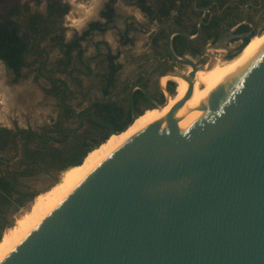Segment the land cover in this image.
Listing matches in <instances>:
<instances>
[{"label":"water","instance_id":"water-1","mask_svg":"<svg viewBox=\"0 0 264 264\" xmlns=\"http://www.w3.org/2000/svg\"><path fill=\"white\" fill-rule=\"evenodd\" d=\"M174 35V61L192 71L161 83L188 82L184 110L118 150L2 264H264V45L187 106L206 66L178 57ZM137 118L115 131L94 117L111 129L109 138Z\"/></svg>","mask_w":264,"mask_h":264},{"label":"flooded vegetation","instance_id":"flooded-vegetation-1","mask_svg":"<svg viewBox=\"0 0 264 264\" xmlns=\"http://www.w3.org/2000/svg\"><path fill=\"white\" fill-rule=\"evenodd\" d=\"M76 3L79 5H74ZM89 3L84 0H0V27L13 22L10 29L18 28L19 37L30 38L26 41L29 52L34 50L40 37L55 36L53 40L60 43L62 56L58 73L75 74L71 78L72 84L56 74L50 77L43 75L41 71L46 69L47 61L39 66L36 73L39 79L48 82L46 94L54 96L53 113L59 110L60 117L73 118L81 129L88 126L94 132L92 146L95 149L88 157L96 154L101 147L106 149L116 138L114 135L109 138L111 129L97 120L110 125L115 131H121L134 115L138 116L137 121L153 117L157 114L154 108L164 105L169 97L175 102L183 93L182 85L174 77L166 78L164 85L161 83L162 78L171 72L190 73L189 67L174 61L168 46L171 35L181 32L194 39L174 35L173 50L178 57L188 58L200 68L208 66L215 58L216 64L220 58H234L235 53L249 42L245 49L250 48L260 38L257 31L264 20V0H104L97 16L85 24L82 33L77 31L76 35L62 37L61 30L74 29L73 20L69 17L70 24L67 17L74 15L79 19L84 10L82 7H88L85 5ZM112 30L115 31L110 36L115 43L107 39ZM90 48L94 50L91 52ZM45 52L46 60H49L51 54L46 50L35 53L42 55ZM0 62L14 73L4 61ZM26 67L27 63L22 71ZM22 71L19 76L14 74L21 77ZM118 86H123L124 96L108 100ZM136 86L133 112L129 94ZM141 88L149 92L152 102ZM98 91L100 96L96 97ZM175 92H178L177 97ZM75 97L80 98L81 103L73 106L69 99ZM97 98L103 99L98 101ZM77 109H80L79 113ZM49 114L51 116L52 113ZM58 123L61 121L55 120V124ZM34 134L28 129H17L14 133L0 130V152L10 149L23 155L26 150H37L30 148L29 144L19 145L16 141V136L24 140V135ZM66 134L71 135V130ZM35 137V141L44 138L56 143L52 134ZM69 140L66 138L62 144L66 145ZM86 148L89 150L90 146ZM86 148L81 149L82 156ZM71 165L74 163L67 164ZM82 165L75 166L72 171Z\"/></svg>","mask_w":264,"mask_h":264},{"label":"rangeland","instance_id":"rangeland-1","mask_svg":"<svg viewBox=\"0 0 264 264\" xmlns=\"http://www.w3.org/2000/svg\"><path fill=\"white\" fill-rule=\"evenodd\" d=\"M71 1L74 2V0ZM84 1H89L92 3L94 0ZM91 3L83 5L90 6ZM74 5H79V3ZM69 17L76 18L78 16L70 15L67 17V22L71 24ZM72 28L77 30H61V36L68 38V36H71L72 34L76 35L77 31L80 33L83 32L81 29L79 30L75 27ZM114 31L115 30H112V32L110 31L107 36V39L111 43H115V41H113L114 38L112 40L110 36L113 35ZM257 32L259 33L258 35H260L259 39L264 37V20L260 22L259 30ZM59 37L60 36H58V40ZM54 38L55 36L40 37L34 46V50H31L26 56L27 67L22 71L21 77L16 76L12 71L8 70V68L3 63L0 62V83L5 89H10L12 91H22L23 88H25V90H29L33 95L37 96V99L40 98L39 100L36 99L38 101L35 105L36 107L28 106L25 108L26 110L23 111L22 109L17 108L18 106L14 107V105L12 110L8 112L4 106V98L0 95V130L6 131L7 133H14L17 129H28L34 131V135H24V140L22 137L16 136V141L19 143V145L29 144L30 148L32 149H36L38 147L36 146L37 141H35V139H37V137L35 136L43 137L45 135L52 134L54 135L56 142L54 144L50 143L45 151H41L35 155H29L28 152H26L27 150L25 152L23 151V155H19L16 153L17 151L12 152L10 149L9 151H7V149L3 152H0V182L3 180L6 184H10V189L12 191V193L9 195L10 200L15 202L17 201V205H13L10 209H7L6 207L3 208L5 215L3 217V222L0 223V236L4 234L6 240L9 239L13 233H15V226L26 225L28 220L35 214L39 207L44 202H46L48 198H50V196L77 180L79 177V172L83 171L88 165V161L86 160L82 166L77 167L74 171L63 173L65 170H59L57 168L58 165L52 162V156L57 152L63 151L67 153V156L71 155L73 149H75V146H80L81 150L82 148L84 149L89 145L90 149H93V139H95L94 132H92L88 126L81 129V126L73 118L69 119L68 117L65 119L60 117L59 110H57L56 113H53L52 104L54 102L52 100H54V96L49 95L48 93L46 94L49 88L48 82L44 79H39L37 76V69L44 61H47L48 65L46 69L41 71L43 75L50 77L56 74V76L59 75L69 81V83L72 81L71 78H74L75 74L73 75L67 72L65 74L58 73L61 66L59 63L62 56V50L59 46L60 43L55 42L53 40ZM112 47L116 48V45H112ZM40 50H46L49 52L51 54L50 59L46 60V52L42 55L35 53L39 52ZM90 50L92 52L94 49L90 48ZM245 52L246 51L243 53ZM236 58L223 60L230 62ZM206 68H208V66ZM157 77L158 75L155 76L156 79H158ZM124 94L123 86H118L115 90V94L111 95L108 100L114 98L117 99L120 96H124ZM183 94L184 91L183 93L179 94L178 99L182 97ZM95 95L96 97L100 96V91H98V93ZM177 95L178 92H175L174 96L177 97ZM102 99L103 98H100L98 101H102ZM13 103L17 105V103ZM69 103L73 106H76L78 103H81V100L80 98L75 97L69 99ZM76 112L79 113L80 109H77ZM49 113H52L51 116ZM4 118H8V120L11 121V125L5 124ZM55 120L61 121V123L56 125ZM50 129L56 130L51 131ZM69 130H71V135L66 134V132ZM66 138H70V140L66 145L62 144ZM88 138L91 140L87 141ZM114 140L117 139H113L112 142ZM104 150L105 147H101L98 152H103ZM31 151L35 152L38 150ZM72 166H69V168H72ZM47 194H49L48 197H46ZM35 197L37 199L32 203V200Z\"/></svg>","mask_w":264,"mask_h":264},{"label":"bare ground","instance_id":"bare-ground-1","mask_svg":"<svg viewBox=\"0 0 264 264\" xmlns=\"http://www.w3.org/2000/svg\"><path fill=\"white\" fill-rule=\"evenodd\" d=\"M103 1L104 0H94L90 6L82 7L84 10L82 11V13H80L79 19L78 18L74 19L73 17L70 18L74 22V27L83 29L85 27V24L91 18H94L96 16L98 8ZM262 45H264V37H262L261 39H258L257 41H254L253 45L250 48L243 50V52L244 51L246 52L245 53L242 52L243 54H241L235 60L226 62L222 58H220L217 64L215 62L213 67L208 66V68H206L207 67L206 66L205 68L199 70L196 75L192 97L189 100L187 106L192 102V100L195 98L198 92L202 89V87H204L209 82L213 81L220 75L224 74L225 72L229 71L230 69H232L233 67L241 63L243 60H245L251 54H253L256 50H258ZM190 72H191V68H190ZM174 78L183 87L184 94L182 95V97H180L175 102L172 100L171 97H169L170 102L167 105V107L161 110L157 109L156 111H154V112H157L155 116L146 118L140 121H137L138 119L137 118L136 121L133 123V125H131L130 128H128L125 132L117 134V135L115 134L114 136L116 137L115 139L117 140H114L113 142H111L103 152H98L94 154L93 156H89L88 159L86 158L88 161V165L83 171L79 172L78 179L75 180L73 183H71L69 186H66L60 189L58 192H56L50 198H48V200L44 202L39 207V209L35 212V214L28 220L27 224L23 227V229L19 233H14L13 235L9 237V239L5 240V245L0 250V264H2V262L6 260L7 257H9V255L25 239H27L28 236L39 225H41L46 219H48L49 216L53 214L61 206V204L64 203L70 197V195H72V193H74V191L92 175V173H94L103 163H105L108 159H110L118 150L124 147L128 142H130L139 133L144 131L148 126L164 118L172 117L175 114L181 113L184 110L183 107L181 108V103L185 99L188 93V82L177 76H174ZM26 91L27 90H25V88H23L22 91L20 90L12 91L10 89L7 90L0 83V95L4 98V106L6 107V110H8V112L12 110V107L14 105H15L14 107L18 106L17 108H20L23 111L26 110L25 108L28 106L35 107L36 103L38 102L37 100H39L40 98L37 99V96L33 94L26 95L25 93ZM10 94L14 96H11ZM13 102L17 103V105L14 104ZM6 120L9 123H7ZM4 122L5 124L11 125V121L8 120V118L6 119L4 118Z\"/></svg>","mask_w":264,"mask_h":264},{"label":"trees","instance_id":"trees-1","mask_svg":"<svg viewBox=\"0 0 264 264\" xmlns=\"http://www.w3.org/2000/svg\"><path fill=\"white\" fill-rule=\"evenodd\" d=\"M12 25H14L13 22L9 21L5 27L3 28L0 27V61H4L8 65V67L11 70H13L16 75L19 76L22 69L26 66L25 55L29 53V43L26 41L30 38L23 39L19 37L18 35L20 34V30L18 28L10 29ZM248 42L249 40H247L246 43ZM90 140L91 139L88 138L87 141ZM49 144H50V140L40 138L36 142V146H38L37 147L38 151L35 152L27 151V152L29 155L38 154L39 152L46 150ZM86 150H85L86 151L85 154L90 152L91 149L88 150V148H86ZM81 151L82 150H80V146H76L75 149H73L72 154L68 156L67 153L64 151L57 152L52 156L53 158L52 162L58 165L57 168L59 170H65L63 173H68L69 170L72 171L74 167L69 168L67 164L71 162L74 163V165H76L84 157L85 154L82 156ZM4 184L6 183L2 180L0 182V223L3 222L4 220L3 217L5 214L3 212V208L6 207L7 209H10L13 205H17V201L15 202L10 200L9 195L12 193L10 189V184H6V185ZM24 226L22 225L15 226L14 232L19 233ZM5 240L6 238L4 235L0 241V250L5 245Z\"/></svg>","mask_w":264,"mask_h":264}]
</instances>
